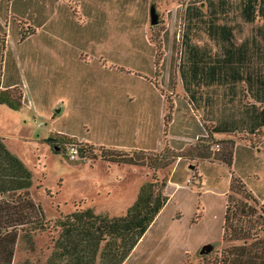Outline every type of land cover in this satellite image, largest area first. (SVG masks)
<instances>
[{
    "label": "crops",
    "instance_id": "0c3cea01",
    "mask_svg": "<svg viewBox=\"0 0 264 264\" xmlns=\"http://www.w3.org/2000/svg\"><path fill=\"white\" fill-rule=\"evenodd\" d=\"M233 2L238 7L229 10L228 23L220 12L193 8L188 19L198 15L204 23L187 25L183 40L174 39V25L160 27L154 40L151 0H0V91L18 89L21 107L38 111H54L67 91L87 93L98 115L88 114L94 136L84 142L114 151L166 148L179 154L158 171L166 177L167 201L149 228L172 200L217 192L223 195V236L233 178L264 209V0ZM174 6L167 13L176 21L184 3ZM226 29L229 37L223 38ZM123 33L122 41L111 39ZM83 53L88 61L80 62ZM123 67L150 75L155 86L140 75L142 82L129 79L138 87L127 89L117 78L128 74ZM0 140L29 168L7 135ZM215 143L218 150L212 149ZM227 146L230 166L222 159ZM142 183L135 184L137 190ZM180 218L176 207L170 219Z\"/></svg>",
    "mask_w": 264,
    "mask_h": 264
},
{
    "label": "rangeland",
    "instance_id": "374dc122",
    "mask_svg": "<svg viewBox=\"0 0 264 264\" xmlns=\"http://www.w3.org/2000/svg\"><path fill=\"white\" fill-rule=\"evenodd\" d=\"M178 1L183 2L151 0L161 28L172 25L176 27V21L170 19L171 15L167 12ZM78 20L80 21L79 18ZM109 22L112 23V20ZM127 32L130 34L128 36L133 37L135 34L134 30ZM121 35L127 34L113 35L111 39L122 41L119 38ZM155 35L156 31L153 32V36ZM79 58L80 62L88 61L85 53L79 54ZM107 67L114 68L113 65ZM123 68L124 73L128 74L118 75L117 78L127 89L137 88L139 85L133 84L130 78L141 81L138 76L142 75L144 80L151 79L150 75L134 68ZM92 76L94 78L92 83L97 84V75ZM150 83L155 86L153 80H150ZM90 100L91 97L87 93H82V90H72L67 91L59 100V107L57 106L54 111H38L31 105L20 106L21 108L0 105V134L7 135L10 147L31 170V196L41 206L46 220H57L76 208H91L96 214L121 215L136 198L138 190L135 184L145 181L151 174L141 165L98 158L71 159L67 149L62 148L54 152L47 143L40 144L37 141L46 139L49 134L54 136L57 131L73 134L82 141L91 138V133L94 136V131L90 129L92 119L88 114L94 117L98 113L94 112L95 108L90 110ZM74 101H78L77 105H74ZM120 107L121 105H117V108ZM221 197L223 198L222 194L216 192L214 195L209 192L200 195L199 200L197 195H192L181 203L172 200L166 205L162 215L156 218L153 227L145 232L124 264H221L223 251L240 243L223 239L221 236L220 212L223 210ZM248 202L253 205L250 200ZM176 207L180 210L181 218L171 220L170 215ZM196 212L197 216L194 217ZM261 220L253 232L256 237L264 240V216ZM45 239L46 234L41 235L38 245H43ZM204 244H209L211 250L200 253V248ZM21 247L22 245L18 248V254H15L14 264H44L46 253L43 257L38 247L30 253L20 250ZM29 258L35 262L26 261Z\"/></svg>",
    "mask_w": 264,
    "mask_h": 264
},
{
    "label": "trees",
    "instance_id": "16d2710c",
    "mask_svg": "<svg viewBox=\"0 0 264 264\" xmlns=\"http://www.w3.org/2000/svg\"><path fill=\"white\" fill-rule=\"evenodd\" d=\"M183 3V14L176 15L177 30L174 39L177 40L184 39L187 25L196 27L204 23L198 15L193 16L191 21L188 19L193 8L220 12L224 22L228 23L229 10L238 7V3H231V0H183ZM151 26L156 31V37L152 38L159 40L158 35L162 30L159 21ZM222 37H229L228 29L223 30ZM21 97L18 89L0 91V102L11 108L21 106ZM46 141L52 148L58 147V150L52 149L54 152L64 148L69 155L70 149L76 147L79 158L142 165L151 174L140 185L133 203L121 215L96 214L91 208H76L57 220H46L41 206L34 203L29 194L31 170L0 140V264H13V255L20 245V250L28 253L37 247L43 257L46 253L44 264L125 263L167 201L166 177H160L158 171L168 167L179 154L166 148L160 152L97 148L64 133H57ZM222 159L227 165H231L232 150L228 146L223 150ZM255 203L256 199L244 184L233 178L231 192L226 197L222 238L240 243L223 251L221 264H264V240L256 237L253 232L257 223L262 221L264 209H259ZM43 234H46L45 242L38 245ZM26 261L35 262L30 258Z\"/></svg>",
    "mask_w": 264,
    "mask_h": 264
},
{
    "label": "water",
    "instance_id": "95a60500",
    "mask_svg": "<svg viewBox=\"0 0 264 264\" xmlns=\"http://www.w3.org/2000/svg\"><path fill=\"white\" fill-rule=\"evenodd\" d=\"M158 22V19H157V12L155 10V7L154 6H151V9H150V24L151 25H154ZM53 149H56L58 150V147H54ZM211 250V246L209 244H204L203 246H201L200 248V253H207Z\"/></svg>",
    "mask_w": 264,
    "mask_h": 264
},
{
    "label": "built area",
    "instance_id": "2783aa9c",
    "mask_svg": "<svg viewBox=\"0 0 264 264\" xmlns=\"http://www.w3.org/2000/svg\"><path fill=\"white\" fill-rule=\"evenodd\" d=\"M219 147H220L219 144L215 143V144H213L212 149L213 150H218ZM77 154H78V150H77L76 147H73V148L70 149L69 156H70L71 159L77 158ZM192 178H193V176H192ZM192 178L188 180V183L192 181Z\"/></svg>",
    "mask_w": 264,
    "mask_h": 264
}]
</instances>
